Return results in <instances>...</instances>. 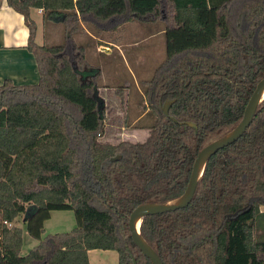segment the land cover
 Wrapping results in <instances>:
<instances>
[{"label":"trees","instance_id":"16d2710c","mask_svg":"<svg viewBox=\"0 0 264 264\" xmlns=\"http://www.w3.org/2000/svg\"><path fill=\"white\" fill-rule=\"evenodd\" d=\"M6 3L23 15L39 80L0 84V264H89L91 249L116 251L117 264H152L132 241L129 215L178 198L198 152L241 121L264 77V0ZM31 9L61 22L62 44L36 43ZM134 20L164 25L166 58L141 82L155 121L143 141L111 143L101 140L100 70L73 35L81 23L114 30ZM261 206L264 99L242 135L206 161L189 204L143 216L140 234L163 264H264ZM53 210H72L76 225L41 237ZM23 231L38 240L26 254Z\"/></svg>","mask_w":264,"mask_h":264},{"label":"rangeland","instance_id":"374dc122","mask_svg":"<svg viewBox=\"0 0 264 264\" xmlns=\"http://www.w3.org/2000/svg\"><path fill=\"white\" fill-rule=\"evenodd\" d=\"M30 14V18L38 22L37 44L53 46L63 43L64 27L61 22H42V11L34 10ZM163 28V23L159 21L142 23L134 20L121 23L114 30L81 23L73 35V42L84 47L87 62L100 70L96 95L105 110V130L101 140L116 143L122 140L137 142L146 138L155 116L146 106L141 82L150 79L166 58ZM114 44L120 45V50L113 48L112 52H105L104 46H101V51L96 50L97 45ZM22 218L16 220V225L23 227ZM75 225L72 210H53L44 222L41 237L70 231ZM37 243L38 240L23 231L21 253L26 254V248ZM89 260L90 264H117V252L94 249L89 254Z\"/></svg>","mask_w":264,"mask_h":264},{"label":"water","instance_id":"95a60500","mask_svg":"<svg viewBox=\"0 0 264 264\" xmlns=\"http://www.w3.org/2000/svg\"><path fill=\"white\" fill-rule=\"evenodd\" d=\"M264 90V77L260 79L255 89L253 90L250 98L247 101V104L243 111V116L241 121L234 127L231 131L225 135L217 138L211 143L204 146L197 154L188 179L187 185L183 193L176 199L168 201L166 203H143L137 205L130 213L128 218V228L133 243L141 250V252L151 261L152 264H163L159 256L156 254L154 249L141 237L140 234V223L143 216L167 212L175 210L177 208H183L189 204L192 200L196 185L198 183L199 177L201 176L204 165L211 155H213L218 149L230 144L231 142L237 140L245 129L249 126L253 119L255 110L264 99L262 96V91ZM173 100L166 102L162 111L165 115H169V107L172 104ZM174 121L175 119L172 118ZM121 155H116L110 158L111 161L120 159ZM174 201V203H172ZM137 222H139L137 226ZM135 264V261H133Z\"/></svg>","mask_w":264,"mask_h":264},{"label":"crops","instance_id":"0c3cea01","mask_svg":"<svg viewBox=\"0 0 264 264\" xmlns=\"http://www.w3.org/2000/svg\"><path fill=\"white\" fill-rule=\"evenodd\" d=\"M34 10L41 12L39 9H31V11ZM35 23L38 24L37 21ZM27 37L28 29L24 23L23 15L9 7L6 0H0V84L4 79H10L17 85L38 82L39 74L36 61L33 54L26 49ZM101 46L106 48L105 52H112L113 48L120 50V45L115 44L97 45L96 50L101 51ZM260 210L264 211V206H261ZM30 248H26L25 253ZM92 250L94 249L88 250V260Z\"/></svg>","mask_w":264,"mask_h":264},{"label":"bare ground","instance_id":"6f19581e","mask_svg":"<svg viewBox=\"0 0 264 264\" xmlns=\"http://www.w3.org/2000/svg\"><path fill=\"white\" fill-rule=\"evenodd\" d=\"M262 96H264V90L262 91ZM174 203V201L172 202ZM139 222H137V226H138Z\"/></svg>","mask_w":264,"mask_h":264},{"label":"built area","instance_id":"2783aa9c","mask_svg":"<svg viewBox=\"0 0 264 264\" xmlns=\"http://www.w3.org/2000/svg\"><path fill=\"white\" fill-rule=\"evenodd\" d=\"M39 11H41V9H39Z\"/></svg>","mask_w":264,"mask_h":264},{"label":"flooded vegetation","instance_id":"af4514ba","mask_svg":"<svg viewBox=\"0 0 264 264\" xmlns=\"http://www.w3.org/2000/svg\"><path fill=\"white\" fill-rule=\"evenodd\" d=\"M163 107V106H162Z\"/></svg>","mask_w":264,"mask_h":264}]
</instances>
